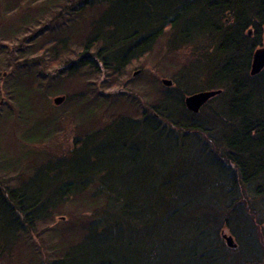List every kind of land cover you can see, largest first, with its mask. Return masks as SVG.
<instances>
[{"label":"trees","instance_id":"1","mask_svg":"<svg viewBox=\"0 0 264 264\" xmlns=\"http://www.w3.org/2000/svg\"><path fill=\"white\" fill-rule=\"evenodd\" d=\"M13 1L20 7L22 0ZM39 2L33 13L23 10L21 28L1 24L0 30L26 33L36 16H48L59 3ZM84 6H94L97 18L73 32V14ZM15 7L7 6L6 13ZM66 12L69 19L57 23L62 18L57 12L45 23L49 35L38 48L54 45L47 61L39 63L36 54L46 50H30L32 38L14 57L0 44V67H9L0 80L10 82L6 88L0 83V96L20 110L38 97L58 114L51 95L61 91L65 79L85 75V90L65 101L67 106L87 102L88 115L98 120L87 130L84 120L78 121L74 137L59 150L49 149L45 140L64 117L58 115L34 140L49 162L78 159L84 165L78 175H66L74 180L61 195L45 201L23 204L20 182L0 191L13 223L8 243L0 239V260L13 259L20 233L35 221L80 197L93 208L62 226L55 255L36 264H264V67L254 75L249 71L254 49L264 45V0H81ZM71 37L80 40L77 52L69 50ZM160 40L172 54L191 46L188 63L208 59L211 51L216 56L204 64L195 88L183 85L188 63L181 64L177 82L170 79L173 86L180 83L176 95L165 93L155 104L143 105L138 117L101 110L103 100L110 108L123 102L113 97L120 91L98 87L117 86L129 65ZM58 46L69 48L60 52ZM68 56L73 58L64 61ZM207 89L220 92L197 113L185 107V94ZM125 105L138 108L132 101ZM224 231L235 247L227 246Z\"/></svg>","mask_w":264,"mask_h":264},{"label":"rangeland","instance_id":"2","mask_svg":"<svg viewBox=\"0 0 264 264\" xmlns=\"http://www.w3.org/2000/svg\"><path fill=\"white\" fill-rule=\"evenodd\" d=\"M39 1L40 0H37L36 3L30 5L31 1L22 0L20 2L22 6L15 7L16 3L13 0H3L0 3V26L3 24L1 26L3 28L9 24V28H21L20 21L22 19L20 20V18L23 16V10H25V12L29 10L30 13H33L31 11L37 7L40 3ZM58 1V4L54 3L52 5L54 8L49 10L51 13H48V16H43L42 14L36 16L37 19L32 25L27 27L26 33L17 32L10 35V33H4L3 30H0V36L8 38L6 40L0 39V44H3L6 50H10L14 57V51L18 50L19 46H23L22 43H25L26 40L32 38L31 40L34 44L32 45L34 47L30 50H46V52H37L36 54L38 56L37 58L40 57L41 61L39 63H42L44 60L47 61L49 54L48 50H52L54 45H46V47L42 49L38 48L44 43L43 40L47 35H49L46 30L48 26L47 22H49L54 13L56 14L57 12L62 13V18L57 17V23L69 19V13L66 11L70 9L75 10L81 4V0ZM10 5L15 8L13 11L6 13L7 6ZM64 6L67 8L66 10H64ZM96 13L97 9H95L94 6H84L80 11H75L73 17L75 19L74 21L77 23V27L74 28L73 32L83 25L87 27V23L91 19L97 18ZM222 39L223 38L220 37L219 41ZM70 41L69 50L79 51V38L71 37ZM59 48L58 46L56 50L64 52L68 50L69 47L64 49L60 48L61 50ZM191 49L192 47L189 46L176 50V52L172 54L166 50L164 41L160 40L151 52L146 54L141 60L129 65L126 73L118 78L120 83H117V86L114 88L104 87L102 80H100L99 83L102 85L98 88H100L102 92L110 91L111 89L118 90L120 93L115 94L113 97L116 101L123 102L122 104L117 103L116 106L110 108L109 101L103 100L101 101V110L105 109L107 111L110 109V111L112 110L120 113L130 112L131 116L138 117L139 112L145 108L143 105L149 107V105L155 104L165 93L176 95V89L180 86V83L174 86L171 84L169 85L170 88H167L168 86L165 85V87L162 85L163 83L161 80L162 78H167L171 80L174 79V82H177L175 78H177L176 73L179 66L183 63L187 64L193 59L190 55ZM207 55H209L208 59L200 58L194 60L188 63V67L186 66L182 69V73H185L184 75L186 76L185 84H183L184 86L189 88H195L197 86L196 80L203 70L204 64L211 63L206 61L214 60L216 53L211 51V54L209 53ZM71 58L69 56L63 57V60L66 61ZM62 65L63 64L59 67ZM8 71L9 67L7 68L2 65L0 67V76L3 73V77L6 78ZM136 71L138 72L134 73ZM85 79V75H81L77 81L76 78L73 77L65 79V82L60 86L61 91L58 90L55 94L51 95L49 99L50 104L55 97H62L57 103L58 109H60L58 114L55 113L56 111L54 109L46 110L47 105L43 101L38 102V97L35 98L37 101H29L31 103L29 107H26V104L22 103L20 110L18 106L14 105V101H7L5 96H0V98H4V102L0 105L1 192L17 186L20 182L23 204L34 201L35 199L38 202L42 200L45 201L54 194L61 195V192L69 187L70 182L74 180L72 176H66L69 172L74 174L73 176L81 172L84 165L81 160L54 159L49 162L46 156L39 154L40 151L38 149L41 148L39 145L40 143L34 142V140L39 139L43 132L49 130L52 126V121L59 115L66 118V120L62 121L63 118L61 124H59L56 129L53 128V136L45 140V144L49 149L59 150L62 148V145L65 146L67 144L66 142H69V140L74 137L78 121L82 122L84 120L83 125L87 130L90 125H93L92 123L98 120L95 115H88L90 114L87 112L90 105L87 102L75 100L71 106H67L69 104H66L65 101V97L69 96V94L85 90ZM0 83L6 88L9 87L10 82L6 79H1ZM186 95L188 94H185V96ZM128 101L138 103V108L136 110L133 109V111L127 110L125 104ZM65 149H68V147L66 146ZM17 174L20 175L17 176ZM18 177L19 181L17 179ZM77 180L80 181L79 179ZM39 205H43L42 202ZM91 208L93 207L89 206L80 197H76L74 200H70L66 203H59L58 206L52 210L53 213L50 217H47L44 221H35L32 228H27V230L20 233L19 241L11 251L14 253L13 259L4 255L2 256L3 260H0V264H36L42 259L52 258L55 255L54 252L56 247L61 244L60 234L64 229L62 226L64 227L66 223L74 221L75 215H81L82 212L85 213L86 211L88 214ZM37 209L40 211V206H37ZM60 217H63V220L60 219ZM12 227V217L9 210L5 204L0 202V239L4 240L5 243H8L10 239L9 231L12 230ZM66 231L67 230H65V232ZM5 239H7V241Z\"/></svg>","mask_w":264,"mask_h":264},{"label":"water","instance_id":"3","mask_svg":"<svg viewBox=\"0 0 264 264\" xmlns=\"http://www.w3.org/2000/svg\"><path fill=\"white\" fill-rule=\"evenodd\" d=\"M264 67V45L258 46L254 49L251 57V63H250V74L254 75L258 73L262 68ZM139 71V70H138ZM138 71L134 72L137 73ZM161 82L169 86L172 84V81L167 78H162ZM220 92V89H207V90H199L193 93H190L184 97V105L185 107L194 112L197 113L201 106L211 97L218 94ZM62 97L57 96L53 100L55 103H58ZM4 102V98H0V105ZM222 237L225 240V243L229 247H235L236 244L234 242L233 237L228 234L226 231L222 232Z\"/></svg>","mask_w":264,"mask_h":264}]
</instances>
